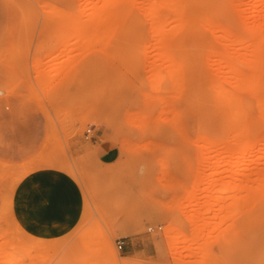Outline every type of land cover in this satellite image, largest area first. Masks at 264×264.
Segmentation results:
<instances>
[{
    "label": "rangeland",
    "instance_id": "1",
    "mask_svg": "<svg viewBox=\"0 0 264 264\" xmlns=\"http://www.w3.org/2000/svg\"><path fill=\"white\" fill-rule=\"evenodd\" d=\"M96 1L0 0V264H77L83 256L86 264H112L100 256L103 236L130 264H264V191L235 188L264 178V159H256L264 156V126L254 151L238 161L237 146H225L230 132L216 119L212 126L197 89L206 73L247 96L199 43L207 35L229 49L224 59H237L238 50L249 60L251 46L223 31L240 36L244 21L253 31L264 21V0H229L226 18L186 32L190 47L181 50L155 35L150 0H134L132 31L111 41L91 32L76 42L67 25L80 9L86 22L85 3ZM186 50L190 71L178 69ZM247 114L260 122L255 110ZM101 145L116 148L113 161H100ZM235 197L244 205L239 214ZM203 221L208 234L173 255L166 229L188 236Z\"/></svg>",
    "mask_w": 264,
    "mask_h": 264
},
{
    "label": "bare ground",
    "instance_id": "2",
    "mask_svg": "<svg viewBox=\"0 0 264 264\" xmlns=\"http://www.w3.org/2000/svg\"><path fill=\"white\" fill-rule=\"evenodd\" d=\"M98 1L99 2L96 1L95 3L90 2L88 4V6L91 4V6L89 8H87L86 3H85V10L82 7L84 10V13L86 10H89L86 13V17H88V19L85 20L86 22L83 21L84 23H82L80 20V13L82 11V9H80L81 11L78 13H75L71 23H69L67 25L68 29L73 30V32H74L73 36L76 39V42H81V41H83V39L85 40L87 38L86 37L87 34L88 33L90 34L91 32H92V34H94L95 36H98V37L104 35V36H106V38H108V41H111L115 38V35H118V34H121L124 32H128V31H132V29L134 27H132L131 24L137 23L135 21L136 20L135 14L137 11V7L134 3V0H102V1L98 0ZM228 1L229 0H150V1H147L148 3H146V5L148 4V6H147V8H145V12L148 15H150V17H154L157 19V24H156V22H154V24H156V26L154 27L155 33H156L155 35H157L158 37L165 35V38L161 39L162 44H164L166 46H170V47L172 46L176 49L181 50L182 48H185V47L189 48L190 47L189 43L186 44V41L183 40V38H182L184 36V34H186V32H188V31L192 30L193 28H195L197 25L202 26V25H210L213 23L215 24L216 19H219L220 17H225L226 6L228 5L227 4ZM239 2H240V0H239ZM260 2H262V0ZM63 12H66V11H63ZM237 13L239 14V12H237V9H236V14ZM82 14H83V12L81 13V15ZM62 15H64V14H62ZM65 16H63V17H65ZM260 16H262V15H260ZM69 17L71 18V16H69ZM248 18H249V15H248ZM232 19H234V18H232ZM262 19H263V17H262ZM262 19L260 18V21L257 22L258 24H256L253 31L250 29L251 26L249 27V24L246 25L247 21H244L245 25L244 24L240 25V28L242 30V34L240 36L234 34L230 29H225L224 31L222 30L224 32L225 37L227 39H229L230 41L237 42L240 45H243V44L246 45L247 44V45L251 46V53L249 54V58H248L249 60H245V58L243 57L244 53H239L238 50H237V52L239 54V57H237V59H233L232 57L224 59V57H226L228 55V53L230 52L229 49H223L224 47L223 48L219 47L216 44V42L214 41V38H211L207 35L202 34L201 35L202 39L200 41L201 43H199V44H201L202 50L204 53L209 52L214 57V59H213L214 63H217L219 65L221 62H224L225 66H227V68L229 70H231L232 73H234V75L232 77L233 81H239V83H240V81H242L243 86H244L243 89H245V92L247 94V96L241 97L236 93L235 94L231 93L233 91H228V90H230V88L227 90V87L226 88L224 87L223 79H221V77L220 78H214V77H212L206 73H203L201 75V82H200L199 88H197V89H199V93L203 99V109L205 110L204 113L206 114V116L211 117L213 120V122H211L212 126L215 124L214 122H216V120H217L221 129L227 130L230 132L229 139L227 141H224V142H226L225 146H226V149L228 151L232 150L233 145L237 146V148H236L237 153H236L234 158L238 159V161L244 159L247 152L254 151V149H255V138H256L258 129L260 128V126H264V116L261 115V113L264 112V30L262 31L261 34H259V36H257L256 34H253V33H255V31L257 32L258 30H262L264 28V21ZM151 20H152V18H151ZM241 20H242V18H241ZM170 21H176L177 24L174 25V23L171 22L172 23L171 27L170 28L167 27V29H166L163 23L170 22ZM225 21H226V19H225ZM167 25L170 26V23ZM89 26H93L94 30L91 31ZM87 28H89L90 31ZM147 28L149 29V27H147ZM61 30H62V28H61ZM209 31H211V30H209ZM166 36H167V38H166ZM236 47L238 48V46H236ZM228 48H229V46H228ZM235 54H236V51L234 52V55ZM192 56H194V55H192ZM208 57L209 56H207V58ZM172 63H174V61ZM193 64H194V61L192 60L190 53L186 50L185 55L179 61V68L178 69L190 71ZM170 67H171V65H170ZM178 69H176V70H178ZM244 69H246L247 72L244 71ZM251 71H257V73L255 72L256 74H253ZM196 72L198 73V71H196ZM196 72H195V75H197ZM231 83H234V82L231 81ZM243 89L241 88V90H243ZM250 109H253V110H255V112H257L256 116H257V118L261 119L260 122H258L259 120H255V119L250 118V116L247 114ZM213 143H215V142H213ZM216 144H217V142H216ZM261 158L264 159V156H257L256 159L260 160ZM236 167H238V169L236 168L237 171L234 170L236 172H239V170L244 168L243 164H240V163L238 166L236 165ZM236 172H234V173H236ZM261 175H263V174H261ZM263 177H264V175H263ZM210 178H212V176ZM215 180H216V178H215ZM209 184H213V183L208 182L207 185H209ZM235 188L237 191H240V192H241V190L242 191L245 190L246 192L248 191V195H250L251 193L253 194V192L255 193L256 191H262L263 192L264 191V178L262 179V182H260V183H256L254 181H252L248 184L247 183H245V184L239 183L238 185L235 186ZM204 189H206V188H204ZM194 195L195 194H193V196ZM193 196H191V197H193ZM193 198H195V197H193ZM193 198H190V200ZM216 199H219V197ZM234 199H235L234 200L235 201L234 202L235 208L238 210L233 208V206H232V208L230 206V208L232 209V212H233V209H235L236 212L238 211L237 213L239 214V209L241 208V211H242V208L244 205L243 206H242V204L240 205L239 197L238 198L235 197ZM208 200H210V198H208ZM248 200H249L248 197L243 199V202L245 205H248L246 203H249L251 199L249 201ZM219 203H217L218 209L222 210L223 209V205L221 204L222 202L220 201ZM249 204L251 205V203H249ZM206 211H209V209H207ZM236 212L234 214H237ZM2 215L3 214L1 213L0 217ZM185 215H186L185 217L187 219L188 224L191 223L193 225V223L195 222L193 220V218H191L188 213L187 214L185 213ZM193 217H194V215H193ZM195 217H194V219H195ZM191 224H189V225H191ZM195 225H196V228L195 227L194 228L196 230L197 224H195ZM199 226H201V227H200V229L198 228L197 231H194V228L191 229V232L188 230L190 232V234H189L190 236L189 235L186 236V235L181 234V231H180L179 227H177V226L166 229L165 237L167 240L170 241L169 246L171 248V252L173 255L174 254H180L181 251H178V246L180 245V243H182V248L186 247V246H184L185 240H193L194 239L196 242V239L198 237L200 239L199 235L204 233V231L207 229L206 228L207 223L205 221H203V224L198 225V227ZM207 231L209 232V230H207ZM208 232L205 231V233H207V234H208ZM205 233H204V235H205ZM204 235L203 234L201 235V239H202V236H204ZM210 235H212V234H210ZM207 237H209V236H207ZM209 238H211V237H209ZM209 238H207V239H209ZM90 241L92 242V240H90ZM188 242L189 241H187V243ZM190 242H192V241H190ZM199 242H198V244H199ZM200 243H202V242H200ZM100 245H101L100 251H99L100 256L109 260L110 263H112V264H130L125 260H121V261L118 260L116 252L112 248V246L110 245L107 236H103ZM192 246H190V247H192ZM187 247H189V246H187ZM86 252H88V250H86ZM86 257L85 256L81 257L77 261V264H80V263L86 264L85 262L88 261V257L87 258ZM7 258H8V256H7ZM95 259H96V257H94V260ZM80 260H81V262H80ZM94 260H93V262H94Z\"/></svg>",
    "mask_w": 264,
    "mask_h": 264
},
{
    "label": "crops",
    "instance_id": "3",
    "mask_svg": "<svg viewBox=\"0 0 264 264\" xmlns=\"http://www.w3.org/2000/svg\"><path fill=\"white\" fill-rule=\"evenodd\" d=\"M98 157L101 162L108 163L116 158V148L113 146L101 145L98 150Z\"/></svg>",
    "mask_w": 264,
    "mask_h": 264
},
{
    "label": "built area",
    "instance_id": "4",
    "mask_svg": "<svg viewBox=\"0 0 264 264\" xmlns=\"http://www.w3.org/2000/svg\"><path fill=\"white\" fill-rule=\"evenodd\" d=\"M90 129H87L86 132H89ZM115 245H116V248L119 250V249H122L123 245H124V242L123 240L121 239H118L116 242H115Z\"/></svg>",
    "mask_w": 264,
    "mask_h": 264
}]
</instances>
